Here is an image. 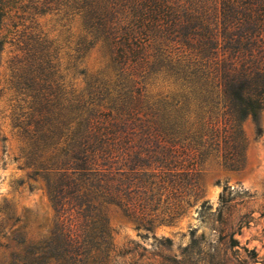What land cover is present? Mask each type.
Listing matches in <instances>:
<instances>
[{
	"label": "trees",
	"instance_id": "1",
	"mask_svg": "<svg viewBox=\"0 0 264 264\" xmlns=\"http://www.w3.org/2000/svg\"><path fill=\"white\" fill-rule=\"evenodd\" d=\"M69 6L84 20L86 49L99 41L109 48V65L97 73L115 76L138 107H85L71 99L52 112L43 79L49 62L39 63L35 174L59 221L44 240L18 233L6 264H111L117 251L109 208L152 230L165 220L154 216L164 195L198 196L205 157L215 152L225 166H243L247 118L262 132L264 0H69ZM5 18L0 2V54ZM158 81L168 92L149 100Z\"/></svg>",
	"mask_w": 264,
	"mask_h": 264
},
{
	"label": "rangeland",
	"instance_id": "2",
	"mask_svg": "<svg viewBox=\"0 0 264 264\" xmlns=\"http://www.w3.org/2000/svg\"><path fill=\"white\" fill-rule=\"evenodd\" d=\"M6 18L0 54V264L16 249L18 233L31 241L48 238L58 217L45 181L35 174L39 154L35 121L38 65L45 59L47 107H138L115 76L100 77L109 65L108 46L86 49L83 18L69 0H0ZM46 57V58H45ZM149 100L167 93L156 82ZM122 92V93H120ZM44 104V100L42 101ZM46 102V100H45ZM139 107H146V101ZM261 134L251 118L242 123L243 166L224 165L215 152L201 162L199 194L163 196L152 230L139 227L118 208L107 210L115 252L111 264H264V110ZM179 214L169 219V214Z\"/></svg>",
	"mask_w": 264,
	"mask_h": 264
}]
</instances>
